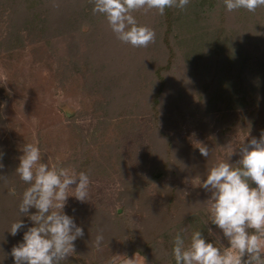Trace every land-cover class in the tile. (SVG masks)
Listing matches in <instances>:
<instances>
[{
	"label": "rangeland",
	"instance_id": "1",
	"mask_svg": "<svg viewBox=\"0 0 264 264\" xmlns=\"http://www.w3.org/2000/svg\"><path fill=\"white\" fill-rule=\"evenodd\" d=\"M192 1L184 10L175 8V12L182 11L186 15L177 23V32L183 33L186 42L192 43L194 38L195 43L202 29L206 37L205 30H212L211 25H224L231 21L234 26L233 20H230L232 14L225 19L213 18L210 13L219 12L213 10L212 6H204L205 11H201V16H198ZM65 4L68 6L70 3L66 1ZM91 5L93 7L89 0L74 1L73 6L77 9L75 15L79 16L82 12L83 17L91 11ZM6 6H0L3 12L0 20V141L4 145L0 161L10 160L11 163L2 162L5 167L0 170L3 176L8 169L12 170L17 185H27L15 173L19 156L23 154L22 146L27 142L39 146L41 162L50 166L66 163L65 167L73 168L77 173L83 171L89 174V200L80 202L69 196L64 208V212L72 216L76 225L83 229L84 235L76 239L75 252L62 264H91L95 258V236L101 230L103 232L109 222L112 224L116 209L119 213L124 212L131 222L139 220L141 216L138 199L124 204L125 197L118 196L119 187L126 179L143 176L146 181L148 170L157 160L155 155L161 143L154 138L155 124L150 112L146 107L141 108L140 103L151 100L157 92L158 80L152 79L156 78L152 67L157 60L165 57L161 43L164 32L169 29L166 25L160 28L154 18L158 13L154 10L134 13L139 23L153 28L156 33L154 43L137 48L116 41L106 19L101 16L95 33L88 30L91 27L88 18L81 30L70 28L68 32L72 36H59V40L47 46L41 39L37 43L33 42L27 30L23 32L24 39L18 36L10 39L7 35L10 19L5 12ZM76 18L73 20L75 24L81 19ZM246 19H242L241 23L244 24ZM227 27L226 24L225 30ZM234 29L231 36L239 40L233 39L236 43L229 48L230 51H225L224 65L220 73L215 75L219 79L206 88L205 81L215 77L214 74L209 69H193L195 67L191 58L186 61L187 64L184 60H178L173 68L164 70L166 84L158 108V125L170 128L172 133L176 132L186 148L192 150L194 146L191 154L198 152L199 148L195 147L197 144H203L207 148L215 147L217 160H229L231 164L236 162L239 146L254 137L259 139L264 131V111L254 122L241 119L248 112L249 105L237 103L234 94L241 79L236 72V69L240 71V67L236 65L235 70L233 67V54L241 53L239 49L242 44L252 37H258L259 33L253 28L252 31L246 28L240 37V32ZM83 30L86 34L82 33ZM74 36L80 37L81 43L71 50ZM86 41L91 46H87ZM208 42L210 45L211 42ZM37 45L43 47L40 55L35 51ZM228 53L233 57L230 58ZM88 55L97 58L93 71L84 70L88 67ZM73 58L80 62L84 73L69 68ZM196 72L201 73V81L197 80ZM257 87L259 89L255 90V95H264V82ZM257 101L253 99V105ZM186 148H181L180 156L188 152ZM234 149L236 151L230 155ZM204 179L206 175L195 177L194 171L185 172L180 177L166 174L149 187L152 199L145 205L143 213L162 219L164 210L168 209L166 188L169 185H180V192L186 195L202 188L198 184ZM202 189L210 197L211 193ZM177 210L174 206L170 208L172 217L178 215ZM35 212L36 209L32 210V213ZM6 213L5 209L0 212L3 219L13 221L10 217H4ZM204 213L208 226L204 237L206 242L221 248L230 246L222 231L209 220L207 203ZM25 218L22 220L25 227L15 236L8 231L10 225L0 229V248L1 252L5 251L6 258L10 257L12 247L22 242L27 228L33 226L30 218ZM84 246L90 248L89 254L85 253ZM117 255L122 259L135 257L137 264H147L146 257L138 252L131 255L118 252ZM8 261L4 264H9ZM161 264H174V258Z\"/></svg>",
	"mask_w": 264,
	"mask_h": 264
},
{
	"label": "trees",
	"instance_id": "2",
	"mask_svg": "<svg viewBox=\"0 0 264 264\" xmlns=\"http://www.w3.org/2000/svg\"><path fill=\"white\" fill-rule=\"evenodd\" d=\"M66 1L70 3L68 6L65 4ZM74 1L76 0H0V6L2 5L4 7L7 5L5 12L10 19L8 22L9 33L7 35L10 36V39H12L13 36H18V38L22 40L24 39L23 32L27 30V33L31 36L33 42L37 43V40L41 39L47 43L48 46L59 40V36H65L67 34L71 35L68 32V29L70 28L73 30H81L83 22L88 20V18L90 19L88 22L91 26L88 30L95 33L100 25L99 21L101 20L102 15L94 14L92 11V5L90 6L92 8L91 11L88 12L89 15H87V13L81 17L82 12L79 13V16L75 15L77 9L73 6ZM192 3L194 6L193 9L195 8V14L198 16H201V11H205L204 6L206 5L212 6L213 10H218V14L210 13L213 18L215 17L219 20L223 18L225 19L226 17H231L232 14L230 20H233L235 27L232 25L231 21H229V23L226 22L228 25L226 30V24L211 25L210 27H212V30H205L206 37L205 34H203L204 32L202 29L200 33H198L199 36L196 38L197 41L194 43L193 38V42L191 43L186 42L187 40L183 39V33L181 34L177 32L178 21L183 19V16H186L184 15V12L180 11V13H177L175 12V8H168L163 15L157 14L156 16L155 14L154 18H156L160 28L162 25H166L169 29L164 32L163 41L161 43L165 57L163 54L164 58L157 60L152 67V73L156 76V78L152 79H155V81L158 80L156 84L157 92H155L151 100L143 101L140 103V106L141 108L146 107L150 112V115L152 116L151 118H153L155 124L154 138L160 140L161 147L155 155L157 160L154 161L153 167L148 170L146 181L143 176L140 178L126 179L119 187L118 196L120 198L125 197L124 204L138 199V212L141 213L140 219L131 222L124 212L119 213L116 209V217L112 220V224L109 222L107 224L108 227L103 231L104 241L102 242L101 249H96L94 251L95 258L94 262L91 264H109V261L118 252L127 255L138 252L146 257L147 264H161L162 262H167L171 259L173 239L177 232L190 235L191 232L199 230L205 237L208 226L204 218V208L209 196L204 194L202 188L195 189L189 194L182 195L180 192V185L171 184L166 188V206L168 209L164 210L165 216L158 220L153 215L148 217L143 213L145 205L152 199V194L148 189L153 182L160 181L168 173L180 177L181 174L183 175L185 172L190 173L194 171L195 177H204L207 172L206 169L211 167L217 161L215 147L208 148L210 153L209 157L202 156L199 150L195 155L193 153L191 154L194 146L191 147L192 150L187 147L188 152H185L180 156L181 148H186L185 145L181 143L179 139L180 137L176 135V132L172 133L170 128L168 129L166 126L163 127L158 125L160 117V109L158 110V108L159 103L161 102V93L166 84V70L173 68L178 60H184L185 64H187L186 61L191 58L195 67L193 69L196 71L209 69V71L215 76L217 73H220L221 66L224 65L226 59L224 54L226 53L225 51H230L229 48L233 46V43H236L233 39L239 40L236 37L232 38L231 31L235 28V31L240 32L238 34L241 37L243 31H246V28L247 31H252L251 29L253 28L259 33V36L255 38L252 37L250 41L246 40L243 43L244 45L242 44L239 49L241 53L233 54V60L235 62L233 67L234 70L237 67H240V71L238 72L236 69V72L237 74L239 73L241 79V83L234 91V94L236 95L235 98L237 103L240 105H249L248 112L244 114L241 119L254 122V120H257L260 112L264 111V95H255V90L259 89L257 86L264 82V7L258 8L255 12H248L244 9L228 12L221 3V0H194ZM8 8H10V11H7ZM206 12L208 11L206 10ZM2 13V10H0V20L3 16ZM90 13H92V15ZM76 17L79 19L81 18L80 22L77 24L73 23V20L77 19ZM248 18H252V20L249 21ZM242 19H246L244 24L241 23ZM240 23L241 25L237 26ZM82 33L86 34L84 30ZM113 37L119 42L114 33ZM80 41V37L74 36L73 41L71 42V50L78 47L76 44H80ZM208 41L211 42L210 45L212 46V49L208 44ZM86 45L91 46L89 41H86ZM239 45L240 43L238 46ZM208 46L210 48H207ZM35 48L38 55L43 53V47L41 45H37ZM231 57H233L232 54H230V58ZM96 62L97 58L95 56L91 57V55H88V67L84 70L93 71ZM70 67L73 71H81L84 73L80 62L77 59L73 58L69 68ZM195 76L198 81H201L203 78L200 72H196ZM218 79V76L209 77L207 80L205 79V87L209 88L210 85L214 84L213 82ZM230 79L227 80V82L230 81ZM220 80L224 81L221 77ZM253 99H255V101L258 100L255 105H253ZM224 130L225 129H222V131ZM3 146V143L0 141V153L4 152ZM235 159L236 162L233 164L234 167L238 166L236 164L240 159V155L237 154ZM2 162H4V164L11 163L10 160H2ZM4 164L3 167H5ZM65 164L66 163L62 165L64 166ZM193 164L203 167L204 170L197 169L198 167ZM0 171V212L5 209L7 213L4 217L14 219L13 221L9 220L10 222H7V220H4L0 214V229H4L19 219L22 221L25 216V220H28L30 214H33L32 210H34V208L29 210V215L19 213L18 205L21 201L22 193L28 185L24 187L18 186L15 179H13L15 175L10 169L5 172L4 176L2 175V170ZM252 186H255V184L253 183ZM173 206L178 209V215L176 217H172L170 211V208ZM84 248L85 253L89 254L90 248L85 246ZM0 256L3 258V261L0 258V264L6 263V260H9V264H14L13 257L10 255V257L8 256L6 258L5 251L1 252V248ZM245 259H247V257H245Z\"/></svg>",
	"mask_w": 264,
	"mask_h": 264
},
{
	"label": "clouds",
	"instance_id": "3",
	"mask_svg": "<svg viewBox=\"0 0 264 264\" xmlns=\"http://www.w3.org/2000/svg\"><path fill=\"white\" fill-rule=\"evenodd\" d=\"M93 13L102 15L116 38L133 47L142 48L155 42V30L139 23L134 13L155 11L163 15L168 8L186 9L190 0H89ZM226 11L239 9L255 12L264 0H221ZM196 147L209 157L203 144ZM15 173L28 185L18 205L19 213L29 215L33 226L23 233L22 242L11 249L14 264H62L75 252L77 238L84 235L72 216L64 212L68 197L80 202L89 200L90 176L60 163L50 166L41 162V151L34 143L22 146ZM236 149L230 153L233 154ZM236 165L217 160L207 168L206 179L198 185L210 192L206 201L209 220L229 242L217 247L206 242L201 231L190 235L177 232L171 255L175 264H264V131L239 146ZM2 159V154H0ZM0 168L3 164L0 163ZM253 183L255 186H252ZM19 219L8 230L15 236L24 228ZM104 235L98 232L93 246L100 250ZM247 257V259H245ZM109 264H137L136 258L114 256Z\"/></svg>",
	"mask_w": 264,
	"mask_h": 264
}]
</instances>
